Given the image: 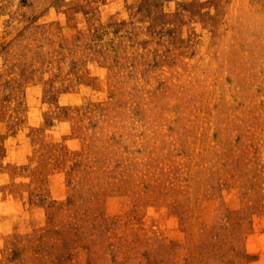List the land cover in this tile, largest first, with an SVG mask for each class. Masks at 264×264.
I'll use <instances>...</instances> for the list:
<instances>
[{"label": "rangeland", "instance_id": "rangeland-1", "mask_svg": "<svg viewBox=\"0 0 264 264\" xmlns=\"http://www.w3.org/2000/svg\"><path fill=\"white\" fill-rule=\"evenodd\" d=\"M0 264H264V0H0Z\"/></svg>", "mask_w": 264, "mask_h": 264}]
</instances>
